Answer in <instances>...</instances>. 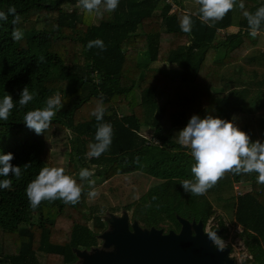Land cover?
Here are the masks:
<instances>
[{"label": "trees", "instance_id": "16d2710c", "mask_svg": "<svg viewBox=\"0 0 264 264\" xmlns=\"http://www.w3.org/2000/svg\"><path fill=\"white\" fill-rule=\"evenodd\" d=\"M243 2L250 12L264 5ZM10 6L20 21L13 25L11 14L0 20V102L8 94L16 106L0 120V155L13 154L10 163L21 166V177L0 175V181H12L10 189L0 188V264L76 263L75 249L100 246L106 215L119 210L86 205L90 189L132 173L153 181L122 207L130 221L166 232L179 230L177 215L203 225L214 217L224 228L221 238L238 224L244 264H264V185L256 182L258 174L225 173L204 195L193 196L181 182L195 183V160L177 142L194 114L230 120L251 141L264 142V21L253 37L236 7L209 27L195 15L194 0H119L102 15L84 12L78 0H0V12ZM103 6L101 0V11ZM186 14L193 21L190 33L179 25ZM14 27L22 32L18 41L11 36ZM96 39L103 51L87 48ZM25 86L34 99L21 108ZM56 93L63 107L37 135L23 118ZM95 107L106 109L100 121L91 115ZM105 123L112 127L111 144L99 158L88 157ZM60 132L68 146L65 174L81 187L80 202L44 200L33 210L25 189L43 167H53L47 143ZM82 168L93 174L81 179Z\"/></svg>", "mask_w": 264, "mask_h": 264}, {"label": "clouds", "instance_id": "9594fccd", "mask_svg": "<svg viewBox=\"0 0 264 264\" xmlns=\"http://www.w3.org/2000/svg\"><path fill=\"white\" fill-rule=\"evenodd\" d=\"M118 3L119 0H104L101 11V0H78V4L84 12L97 15H102L103 12H113L118 7ZM194 3L199 6L195 15L209 27L214 26L217 21L222 20L229 11L236 7L242 10L251 36L257 35L260 31L261 21H264V5L258 7L255 12H250L245 9L243 0H240L238 5L237 0H194ZM9 14L13 16V25L19 23L20 16L17 14L15 6H10L7 13L0 12V20H7ZM178 19L181 30L184 33H190L193 23L191 15L186 14ZM11 36L14 41H18L22 38V32L14 27ZM94 45L100 47L102 51L104 50L102 40L89 41L87 48L90 49ZM33 99L34 94H31L25 86L20 93L18 104L23 108ZM45 103L44 108L28 111L23 118L26 127L34 130L37 135H41L50 127L56 112L63 107L59 93L48 98ZM15 106L11 95L6 94L0 102V120L6 121ZM105 112V107H95L91 115L100 121ZM111 133L110 124H100L96 133V140L100 143L96 145L90 143L89 147L92 150L86 155L91 158H99L111 144ZM177 142L182 147L188 148L192 159L195 160V164L191 166L195 183L189 180L181 182L184 189L186 191L190 189L193 196L204 195L223 178L225 173L229 172L235 175L257 173L256 182L264 185V142L251 141L248 134L240 130L230 120L213 116L201 118L194 114L185 127L179 131ZM12 159V153L0 155V165H3L0 167V175L8 177L11 174L19 179L21 166L12 165L10 163ZM92 174L93 172L89 169L83 168L79 172L81 179ZM89 183L94 184L95 181H89ZM11 185V179L0 181V188L10 189ZM81 192V187L77 186L71 176L65 174L63 167H43L25 189L30 208L33 210L44 200L51 202L60 199L64 204L75 205L80 202ZM98 196L99 192L95 188L88 193L90 199H95ZM203 227L205 229V225ZM207 235L215 245L221 243V237L218 238L215 233L208 232Z\"/></svg>", "mask_w": 264, "mask_h": 264}, {"label": "water", "instance_id": "95a60500", "mask_svg": "<svg viewBox=\"0 0 264 264\" xmlns=\"http://www.w3.org/2000/svg\"><path fill=\"white\" fill-rule=\"evenodd\" d=\"M176 218L179 230L165 232L130 221L126 210L120 215L108 213V227L98 235L100 246L75 249L74 264H237L230 247L215 245L207 235L212 232L220 238L223 227L207 231L201 220Z\"/></svg>", "mask_w": 264, "mask_h": 264}, {"label": "rangeland", "instance_id": "374dc122", "mask_svg": "<svg viewBox=\"0 0 264 264\" xmlns=\"http://www.w3.org/2000/svg\"><path fill=\"white\" fill-rule=\"evenodd\" d=\"M187 2H191L192 0H185ZM164 68H167L166 65H159ZM48 147V155L47 160L53 167H63L67 165L68 155H67V142L65 139L64 133L60 132L53 136L47 143ZM152 179L148 176L132 173L127 175H120L117 177H113L108 180H102L100 183H97L93 186L90 191L94 188L96 191L99 192V196L95 199H90L88 194L85 199L86 205L90 204H99L104 210L110 209V207H117L119 210L114 212L115 215H120L121 212L124 210L122 207L124 205L129 204L130 202L136 200L141 194H143L146 189L152 183ZM238 186V185H237ZM236 186V190H237ZM239 187V186H238ZM89 191V192H90ZM220 215L225 219L227 222H231L227 216L219 211ZM209 219H213L216 223L215 229L218 228V221L211 217ZM208 219V220H209ZM207 220V221H208ZM231 227V226H230ZM226 235V233L224 234ZM228 235H230L228 233ZM224 238V241H221L219 245L220 247H224L223 244H230L233 245L232 255L236 258L237 262L240 264H244L243 260L245 258L246 250L245 247L242 246L241 240L237 238L228 237ZM225 237V236H224Z\"/></svg>", "mask_w": 264, "mask_h": 264}, {"label": "built area", "instance_id": "2783aa9c", "mask_svg": "<svg viewBox=\"0 0 264 264\" xmlns=\"http://www.w3.org/2000/svg\"><path fill=\"white\" fill-rule=\"evenodd\" d=\"M217 225H216V223H215V221L213 220V219H209L207 222H206V224H205V230H207V231H210V230H212V229H214V227H216ZM231 226V227H230ZM240 232H242V227L240 226V225H238V224H230L229 226H228V233L230 234V235H228V233L226 234V235H228V237H234V238H237L235 235H237V234H239ZM224 238H226V236L224 237ZM224 238H220L221 239V241H224L223 239ZM238 239V238H237ZM239 240V239H238ZM219 246H221V245H219ZM223 246H228V247H230V255L233 257V255H232V250H233V245H230V244H223ZM243 246V245H242ZM246 255V254H245ZM234 258V260H235V262L237 263V264H239L238 262H237V260H236V258L235 257H233ZM239 262H240V264H241V261L239 260Z\"/></svg>", "mask_w": 264, "mask_h": 264}]
</instances>
